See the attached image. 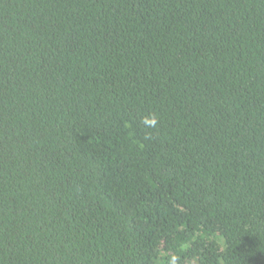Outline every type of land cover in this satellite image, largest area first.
I'll return each mask as SVG.
<instances>
[{
  "label": "trees",
  "instance_id": "trees-1",
  "mask_svg": "<svg viewBox=\"0 0 264 264\" xmlns=\"http://www.w3.org/2000/svg\"><path fill=\"white\" fill-rule=\"evenodd\" d=\"M172 256L264 264V0H0V264Z\"/></svg>",
  "mask_w": 264,
  "mask_h": 264
},
{
  "label": "clouds",
  "instance_id": "clouds-1",
  "mask_svg": "<svg viewBox=\"0 0 264 264\" xmlns=\"http://www.w3.org/2000/svg\"><path fill=\"white\" fill-rule=\"evenodd\" d=\"M144 124L148 127H155L157 124V118L153 115L150 118L146 117L144 118ZM178 257L172 256L170 259V264H178Z\"/></svg>",
  "mask_w": 264,
  "mask_h": 264
}]
</instances>
